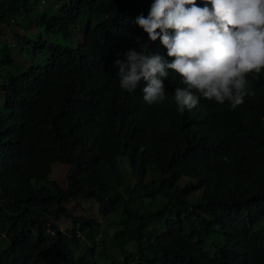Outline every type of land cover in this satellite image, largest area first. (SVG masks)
I'll list each match as a JSON object with an SVG mask.
<instances>
[{"label": "trees", "instance_id": "trees-1", "mask_svg": "<svg viewBox=\"0 0 264 264\" xmlns=\"http://www.w3.org/2000/svg\"><path fill=\"white\" fill-rule=\"evenodd\" d=\"M152 2L56 0L40 10V0H0V27L31 43L32 51L25 46L34 58L47 54L45 62L6 72L0 81V236H6L0 264H97L93 235L102 225L72 214L67 203L78 199L98 201L102 216L125 207L138 219L137 264H264V227L258 229L264 221V72L248 77L256 95L235 110L227 101L201 99L178 112L174 92L183 84L171 70L163 103H144L143 80L134 92L123 91L118 55L147 45L144 51L171 62L160 41L151 42L133 23L148 15ZM82 18L85 34L76 47L25 33L37 24L70 41ZM10 62L6 57L0 67ZM57 162L70 167L67 189L50 178ZM128 162L135 179L128 193L159 183L155 194L167 203L158 214H143L117 191ZM150 168L157 171L154 182L145 181ZM183 177L188 182L179 189ZM200 191L199 200L188 201ZM169 209L182 214L150 231L148 223ZM61 219L71 220V231H60ZM83 240L88 247L77 253Z\"/></svg>", "mask_w": 264, "mask_h": 264}, {"label": "clouds", "instance_id": "clouds-1", "mask_svg": "<svg viewBox=\"0 0 264 264\" xmlns=\"http://www.w3.org/2000/svg\"><path fill=\"white\" fill-rule=\"evenodd\" d=\"M133 23L151 42L160 41L171 62L144 51L147 45L139 52L130 48L123 59L118 55L114 65L123 91L134 92L143 80L144 103H163V80L171 70L183 84L174 92L180 113L201 99L227 101L235 110L256 95L248 77L264 72V0H153L148 15Z\"/></svg>", "mask_w": 264, "mask_h": 264}, {"label": "rangeland", "instance_id": "rangeland-1", "mask_svg": "<svg viewBox=\"0 0 264 264\" xmlns=\"http://www.w3.org/2000/svg\"><path fill=\"white\" fill-rule=\"evenodd\" d=\"M55 5L56 0H40L38 8L40 10L50 9ZM86 24L87 19L82 18L76 28V34L70 41L65 40L61 35L47 33L42 27H39L37 24H34L32 28L28 31H25V33H27L26 35L31 36L33 40L39 39V35L42 33L43 39L45 41L61 42L62 44H70L71 46L76 47L79 42L83 41ZM16 30L18 32H21L18 27H16ZM25 45L23 44V42L15 38L9 27H7L6 25L4 27H0V64L5 60L6 57H9L11 59V62L7 67H0V81H2L3 76L6 72L18 74L29 68L33 64L32 62H34V64L45 62V60L47 59L46 53L34 58L33 52H30L27 49L29 48L32 51V44L29 43V46L26 45L27 48ZM2 104L3 94L0 89V107ZM121 168L122 177L125 180L122 184L123 186L118 187L117 191H123V194L128 200L131 201L133 207L135 206L136 208L140 209L143 214L147 215L158 214V212L165 209L167 201L158 194H155L159 188V183H152L151 185H149L147 190H143L141 192L135 193L134 195H131L127 192V187L132 186L135 183V179L132 176L129 162L126 165H122ZM153 168L156 169L155 167ZM69 170L70 167L62 164L61 162L54 163L52 165V173L50 175V178L54 180L62 189H67ZM156 172L157 171L151 170L150 168L145 181L154 182L157 177ZM187 182L188 179L183 177L177 185L178 188L184 189ZM45 185H47V183H45ZM148 193L152 194V196L147 197ZM202 195V191L197 192L194 195H190L188 201L191 203H195L202 197ZM67 206L70 208L72 214L76 217L83 216L86 218L95 219L99 223L103 224V227L99 232H96L95 235L91 234L96 239L95 244H93L92 247H94L96 250V258L98 260L97 264H137L138 260L140 259V243L135 239L134 230L139 225V223L137 218L132 217L128 214L125 207H120L119 209L115 210L113 214L102 216L99 214V203L95 200L78 199L73 202L71 201L67 203ZM179 214H182V212L178 209L166 210L162 215L153 218L152 221L148 223V227H150V231L155 230L153 231V233L157 232L156 230L161 231L165 228L167 221L173 220ZM58 225L60 231L64 232L71 231L73 227L71 220L68 219H62L58 223ZM261 227H264V221L260 223L258 229H260ZM124 230H127L128 232L124 233ZM116 234L119 235L117 236ZM80 237L83 238L84 236L80 233ZM129 237H132V239H129ZM2 238H4L3 240H5L6 236L2 235L0 239ZM116 238L121 240H116ZM109 243H112L113 250L108 252L107 250ZM4 245L5 248H7L6 244ZM87 247L88 243L86 242V240H83L80 245L74 247V250L77 253H81L85 251ZM104 247H106L107 250H105ZM119 247H122V249L125 250V258L122 254L123 250L121 251ZM130 250L135 253H128L130 252ZM121 260H123V262H121Z\"/></svg>", "mask_w": 264, "mask_h": 264}, {"label": "crops", "instance_id": "crops-1", "mask_svg": "<svg viewBox=\"0 0 264 264\" xmlns=\"http://www.w3.org/2000/svg\"><path fill=\"white\" fill-rule=\"evenodd\" d=\"M101 225H102V227H103V224H102V223H101ZM102 227H101V228H102Z\"/></svg>", "mask_w": 264, "mask_h": 264}]
</instances>
